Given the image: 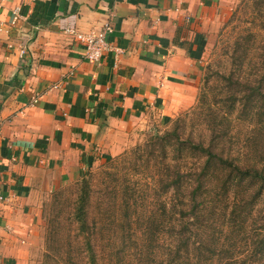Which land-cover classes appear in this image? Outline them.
I'll return each instance as SVG.
<instances>
[{"label":"crops","instance_id":"0c3cea01","mask_svg":"<svg viewBox=\"0 0 264 264\" xmlns=\"http://www.w3.org/2000/svg\"><path fill=\"white\" fill-rule=\"evenodd\" d=\"M230 2L0 0V264H34L49 191L193 102ZM106 21L111 48L89 61L65 29Z\"/></svg>","mask_w":264,"mask_h":264},{"label":"rangeland","instance_id":"374dc122","mask_svg":"<svg viewBox=\"0 0 264 264\" xmlns=\"http://www.w3.org/2000/svg\"><path fill=\"white\" fill-rule=\"evenodd\" d=\"M254 7L252 0H231L229 3V12L220 18L219 25L210 33L196 96L189 106L174 112L168 123L148 124L119 154L94 164L76 181L60 185L46 194L42 207L43 233L39 248L32 256L34 264H93L89 258L91 253L96 255L95 264L165 263L162 261L169 239L165 233L152 237L148 229L158 204L153 193L152 175L159 163L154 157L162 152V145L156 136L168 135L172 143L191 137L194 144L202 141L207 145L210 131L208 125L202 123L199 111L205 110L208 103L214 108L219 106L213 103L212 88L220 87L224 82L234 84L228 95L231 90L232 94L225 98L226 105L232 97L239 99L247 94L245 82L228 80L227 76L234 68L236 58L238 60L234 44L249 34L254 41L249 44L251 49L246 59L258 60V41L263 40L264 31L258 26V12ZM254 74V67L248 65L244 75L252 83L258 79V74ZM247 109L248 114L240 113V109L233 111L223 122L230 128L231 150L240 142L248 144L240 152L238 149L233 151L237 159L252 157L258 146V134L251 130L257 126V118H250L255 107ZM171 142L166 143L165 152L168 156H176L178 147L172 146ZM190 155H193L188 157L191 170L197 164L192 151ZM82 202L88 218L84 232L76 219L77 207Z\"/></svg>","mask_w":264,"mask_h":264},{"label":"trees","instance_id":"16d2710c","mask_svg":"<svg viewBox=\"0 0 264 264\" xmlns=\"http://www.w3.org/2000/svg\"><path fill=\"white\" fill-rule=\"evenodd\" d=\"M252 2L258 26L264 31V0ZM253 41L251 34L236 41L238 60L227 76L228 80L245 82L247 94L232 97L226 105L225 98L234 84L224 82L212 88L213 103L219 106L208 103L199 111L210 131L207 145L202 141L194 144L191 137L172 143L168 135L156 136L162 145V152L154 157L159 163L152 175L158 204L148 229L152 237L165 233L169 239L164 264H264V37L258 41V60L254 62L246 59ZM248 65L254 67V75L258 74L253 83L244 75ZM231 94L232 90L228 96ZM251 106L255 109L250 118H257V126L251 130L258 134V146L252 157L237 159L233 151L240 152L248 144L240 142L231 150L230 128L223 122L238 109L248 114ZM169 142L178 147V155H167L165 145ZM191 151L197 167L190 170ZM76 219L84 232L88 226L84 202L77 207ZM95 257L94 253L89 255L93 264Z\"/></svg>","mask_w":264,"mask_h":264},{"label":"built area","instance_id":"2783aa9c","mask_svg":"<svg viewBox=\"0 0 264 264\" xmlns=\"http://www.w3.org/2000/svg\"><path fill=\"white\" fill-rule=\"evenodd\" d=\"M14 18L19 16L18 10H14ZM112 28L110 23L106 21L101 29L90 30L89 32H81L75 28L68 27L65 31L74 36L82 46L84 50V56L89 61H98L102 54L110 50L111 46L107 40V34L111 32ZM24 53V50H21V54Z\"/></svg>","mask_w":264,"mask_h":264}]
</instances>
